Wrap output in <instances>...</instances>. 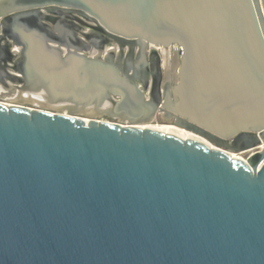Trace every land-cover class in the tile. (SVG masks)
<instances>
[{
	"label": "water",
	"instance_id": "1",
	"mask_svg": "<svg viewBox=\"0 0 264 264\" xmlns=\"http://www.w3.org/2000/svg\"><path fill=\"white\" fill-rule=\"evenodd\" d=\"M147 43L180 46L164 106L209 143L147 126ZM7 79L0 264H264V0H0Z\"/></svg>",
	"mask_w": 264,
	"mask_h": 264
},
{
	"label": "flooded vegetation",
	"instance_id": "2",
	"mask_svg": "<svg viewBox=\"0 0 264 264\" xmlns=\"http://www.w3.org/2000/svg\"><path fill=\"white\" fill-rule=\"evenodd\" d=\"M71 21L75 22L74 19ZM47 23L52 26L53 34L57 35L59 31L54 26V23L50 21ZM76 24L78 25L79 23ZM69 29L70 28H68V31H71ZM68 31L63 34L68 35L70 33ZM72 32L77 35L80 44L91 45L90 40L84 36L85 33L89 32L88 28L83 27L81 30L72 29ZM104 48L114 49L116 53L118 51V44L117 42H109L104 45ZM105 49L103 52H105ZM91 52L92 50L88 52L87 55L90 56ZM123 53L124 56L121 60V66L123 68L126 66L131 67L129 71L130 74L135 73L137 76L147 75V89H142L144 99H151L157 106L155 114L151 117L149 122H164L176 125V116L169 112L164 106L166 103L164 93L167 91L168 85H171L172 83L176 64L180 60V46L178 44H170L168 47H163L147 43L142 53L139 52L138 46H135L132 53H129L125 45L123 48ZM133 68L135 71H133ZM5 82L6 83L0 84V93H11L10 97H14L16 94V88L14 87V84L8 79ZM136 83L138 86H142L140 80L136 79ZM27 97L28 96H25V99H27ZM115 98L117 99V97ZM25 105L34 107L30 103ZM50 107L55 108V106L52 104ZM100 119L112 122L119 121L118 117H111L107 114H101Z\"/></svg>",
	"mask_w": 264,
	"mask_h": 264
},
{
	"label": "rangeland",
	"instance_id": "3",
	"mask_svg": "<svg viewBox=\"0 0 264 264\" xmlns=\"http://www.w3.org/2000/svg\"><path fill=\"white\" fill-rule=\"evenodd\" d=\"M10 94H11V93H10ZM10 94H9V93L1 92V93H0V101H1V102H4V101L6 100L5 98L11 96ZM30 104L33 105L34 107H40L39 104H36V103H34V102H33V103L31 102ZM49 109H51V111H55V112H57V110L54 109V108H49ZM61 112L65 113V110H63V111H61ZM149 125H150V126H153V127L166 126V125H167V126L175 127L178 131H186V132L192 133V132H190V131H188V130H186V129L180 127V126H177V125H175V124H172V123L150 122ZM183 129H184V130H183ZM192 134H193V133H192ZM195 135H197V134H195ZM197 136L200 137L201 139H203L204 142L209 143L205 138H203V137H201V136H199V135H197ZM231 154H233V155L236 156V157L243 158V159H246V156H247V152H245V151H243V152H231Z\"/></svg>",
	"mask_w": 264,
	"mask_h": 264
},
{
	"label": "bare ground",
	"instance_id": "4",
	"mask_svg": "<svg viewBox=\"0 0 264 264\" xmlns=\"http://www.w3.org/2000/svg\"><path fill=\"white\" fill-rule=\"evenodd\" d=\"M147 126H150V125H147ZM150 127H153V126H150ZM153 128L159 129V130H161L163 132H168V133L180 136L182 138H192V139L204 142L203 139H201L200 137H198L194 133L192 134V133H189V132H186V131H178L175 127H172V126H167L166 125V126H158V127H153Z\"/></svg>",
	"mask_w": 264,
	"mask_h": 264
},
{
	"label": "built area",
	"instance_id": "5",
	"mask_svg": "<svg viewBox=\"0 0 264 264\" xmlns=\"http://www.w3.org/2000/svg\"><path fill=\"white\" fill-rule=\"evenodd\" d=\"M262 146H258L256 148H252V149H249V150H246L245 152H247V156L246 158H248L250 155H252L254 152H257L259 150H261ZM243 159V158H242Z\"/></svg>",
	"mask_w": 264,
	"mask_h": 264
}]
</instances>
